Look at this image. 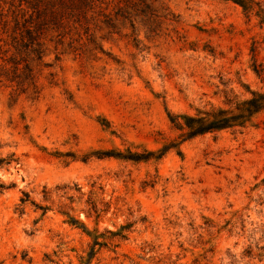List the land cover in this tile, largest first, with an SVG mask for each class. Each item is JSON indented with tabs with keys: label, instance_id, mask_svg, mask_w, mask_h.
Here are the masks:
<instances>
[{
	"label": "rangeland",
	"instance_id": "rangeland-1",
	"mask_svg": "<svg viewBox=\"0 0 264 264\" xmlns=\"http://www.w3.org/2000/svg\"><path fill=\"white\" fill-rule=\"evenodd\" d=\"M156 7L135 27L70 19L18 57L25 86L0 41V264H264V109L191 137L170 118L264 93L261 18L237 0Z\"/></svg>",
	"mask_w": 264,
	"mask_h": 264
},
{
	"label": "trees",
	"instance_id": "trees-1",
	"mask_svg": "<svg viewBox=\"0 0 264 264\" xmlns=\"http://www.w3.org/2000/svg\"><path fill=\"white\" fill-rule=\"evenodd\" d=\"M160 0H0V41L11 39L13 53L5 56L4 61L13 63L8 78L18 85L25 86L35 82L33 68L27 60L21 66L18 57L24 54H35L41 58L47 49L50 34L63 30L66 22L75 19L77 22L87 21L94 14L103 15L105 22L115 26L117 22H131L135 27V19L142 18L154 21L158 16L156 3ZM248 17L256 12L264 26V7L254 0H237ZM91 18V17H90ZM62 33L60 32L59 35ZM0 47L3 44L0 43ZM10 51L4 49L3 53ZM253 51V67L259 78L264 81V66L258 62L256 50ZM253 96L243 102L235 101L229 96L226 103L235 104L238 113L229 109L218 110L203 117H187L183 122L178 114H170L177 128L186 129L187 136L213 132L223 128H234L237 132L245 127L248 117L264 109V93L252 91ZM1 146V143H0ZM2 160H0L1 162ZM5 189L0 179V192Z\"/></svg>",
	"mask_w": 264,
	"mask_h": 264
}]
</instances>
